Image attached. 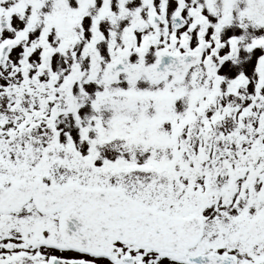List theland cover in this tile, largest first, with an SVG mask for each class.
<instances>
[{"label": "snow or ice", "instance_id": "obj_1", "mask_svg": "<svg viewBox=\"0 0 264 264\" xmlns=\"http://www.w3.org/2000/svg\"><path fill=\"white\" fill-rule=\"evenodd\" d=\"M0 264H264V0H0Z\"/></svg>", "mask_w": 264, "mask_h": 264}]
</instances>
